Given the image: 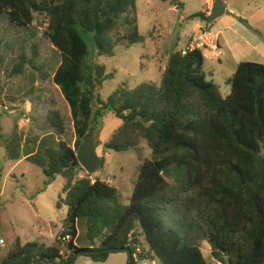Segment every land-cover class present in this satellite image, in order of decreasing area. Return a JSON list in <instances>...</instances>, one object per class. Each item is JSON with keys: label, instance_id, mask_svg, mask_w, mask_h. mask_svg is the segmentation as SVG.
<instances>
[{"label": "trees", "instance_id": "16d2710c", "mask_svg": "<svg viewBox=\"0 0 264 264\" xmlns=\"http://www.w3.org/2000/svg\"><path fill=\"white\" fill-rule=\"evenodd\" d=\"M136 2L0 0V67L4 51H16L11 76L23 74L26 65L47 76L35 65L37 47H30L32 57L27 59L24 45L34 24H45L42 34L58 55L53 84L66 95L73 116L79 94L85 97L82 105L92 109L86 122L77 123L81 139L87 135L84 129L96 131L109 112L121 125L105 150L125 153L141 141L150 150L124 205L116 187L90 179L79 166L77 149L62 138L67 128L57 110L47 112L52 133L35 150L34 139L13 134L6 144L8 159L39 167L44 186L57 176L64 178L56 207L65 205L67 212L53 245H21L17 238L2 263L22 255L13 264H70L72 255L81 251L93 252L86 256L100 262L110 254L106 249H128L133 256L143 235L147 249L141 248V257L160 264H264V65L239 63L227 80L230 93L223 98L219 87L207 80L203 53L182 55L175 47L159 84L132 89L122 85L104 101L97 92L113 73L87 62L85 35H91L98 57H113L119 46L142 43ZM193 17L211 23L204 11ZM80 219L91 243L86 248L75 244ZM204 243L210 258L203 255ZM28 246H37L38 252H27ZM63 246L69 252L66 258ZM131 264H136L133 257Z\"/></svg>", "mask_w": 264, "mask_h": 264}, {"label": "rangeland", "instance_id": "374dc122", "mask_svg": "<svg viewBox=\"0 0 264 264\" xmlns=\"http://www.w3.org/2000/svg\"><path fill=\"white\" fill-rule=\"evenodd\" d=\"M214 2L208 0L207 6H213ZM224 3V15L211 22L210 27L193 17L206 8L205 0H137L139 33L144 40L142 43L117 47L113 57H98L90 41L91 35L86 34L89 51L87 62L104 65L107 73H113V78L105 81L98 90L99 97L105 101L122 85L132 89L142 83L159 84L165 57L173 48H183L184 40L188 45L201 32H209L212 36L216 34L219 38L218 51H203V70L207 80L219 87L221 96L227 97L230 93L227 80L235 72L237 64L254 62L264 65V0H225ZM179 4L182 8H178ZM34 25L32 32L24 36L26 58L32 57L30 47L35 45L38 53L35 65L47 76L31 65H26L23 74L11 76L12 65L18 62L16 51H4V66L0 67V240L4 244H0V264L14 248L17 238L24 244L53 245L59 239L61 220L67 212L65 205L59 209L56 207L59 196L63 197L64 178L57 176L48 186H44L45 178L39 167L24 159H8V139L13 134L34 139L31 146L35 150L37 143L52 133L47 112L57 110L64 117L67 128L62 138L78 151L83 140L77 123L86 122L84 117L92 111L90 105H82L85 97L79 94L75 98L77 116H73L66 95L51 79L58 64V55L42 34L45 24L36 22ZM120 125L121 121L107 112L99 128L93 131L95 153L99 159H103V165L90 175V179L104 180L116 187L123 204L127 205L138 168L145 159L150 158V150L144 141L136 149L125 153L105 150L104 144ZM82 132L88 134L87 129ZM140 243L146 251L143 235L140 236ZM75 244L80 248L91 245L84 219L78 221ZM93 244L97 246L98 240H93ZM201 249L203 255L210 258L206 243ZM61 255L63 258L69 255L64 246ZM146 260V263L136 264H160L150 256ZM73 264H128V256L125 252H115L110 253L105 261L97 262L86 255H79Z\"/></svg>", "mask_w": 264, "mask_h": 264}, {"label": "water", "instance_id": "95a60500", "mask_svg": "<svg viewBox=\"0 0 264 264\" xmlns=\"http://www.w3.org/2000/svg\"><path fill=\"white\" fill-rule=\"evenodd\" d=\"M223 1L224 0H215L214 4L212 6V9L210 11V14L208 16L209 22H214L215 20H217L218 18H220L221 16L224 15L225 8L223 5ZM92 134H93V129H90L88 134L83 138L82 145L78 148L77 156H76L79 166L88 175L95 173L97 171V169L99 168V165H100V159L96 156V153H95L93 140H92ZM26 251L36 254L38 252V247L37 246H35V247L28 246ZM103 251L110 252V253L121 252V250H118V249H106ZM124 252L127 253L128 264H131L132 256H131L130 250L125 249ZM92 253L93 252H91V251L77 252V253L72 255L70 264H73V262L77 256H79V255H90ZM21 257H22V255H19L17 257H12L2 264H13L16 260H18ZM37 257L38 256L35 255V258H37Z\"/></svg>", "mask_w": 264, "mask_h": 264}, {"label": "built area", "instance_id": "2783aa9c", "mask_svg": "<svg viewBox=\"0 0 264 264\" xmlns=\"http://www.w3.org/2000/svg\"><path fill=\"white\" fill-rule=\"evenodd\" d=\"M193 50H200L201 52L203 51H212L216 52L218 51L216 39H212L210 37V34L208 32H201L195 35V37L191 40V42L186 45L183 49H181V54L185 55L188 52H191ZM1 246H3V242L0 240ZM142 254V249L140 247H137L135 249V252L133 254L134 261L136 263H146V258L141 257ZM220 264V263H216Z\"/></svg>", "mask_w": 264, "mask_h": 264}, {"label": "crops", "instance_id": "0c3cea01", "mask_svg": "<svg viewBox=\"0 0 264 264\" xmlns=\"http://www.w3.org/2000/svg\"><path fill=\"white\" fill-rule=\"evenodd\" d=\"M224 1H225V0H224ZM224 1H223V5H224V8H225V3H224ZM205 2H206V8H205L203 11L206 13L207 16H209L210 11H211V9H212V5H210V7H209V6H207V5H208V0H205ZM215 21H216V20H215ZM215 21H214V22H215ZM214 22H212V23H214ZM212 23L208 24V26L211 27V24H212ZM198 27H200V26H198ZM210 29H211V28H210ZM208 33H209V32H208ZM210 36H211L212 39H214V40L216 39L217 47L219 48V47H220V44H219V38L217 37V35L215 34L214 36H212V35L210 34ZM186 44H187V43H186V40H184V47L186 46ZM184 47H183V48H184ZM183 48H177V47H176L177 50H180V49H183ZM202 53H203V52H202ZM203 56H204V54H203ZM216 56L219 57V53H217ZM167 58H168V56L165 57V63H164V68H163V70L165 69V66H166V63H167ZM204 58H205V57H204ZM237 65H238V64H237ZM27 244H28V243H27ZM21 245H26V244L21 243Z\"/></svg>", "mask_w": 264, "mask_h": 264}]
</instances>
